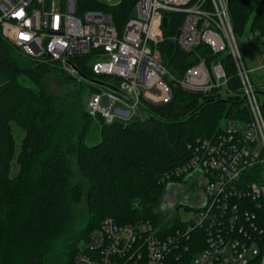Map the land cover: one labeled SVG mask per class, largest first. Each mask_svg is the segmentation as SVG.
<instances>
[{"label":"built area","instance_id":"obj_1","mask_svg":"<svg viewBox=\"0 0 264 264\" xmlns=\"http://www.w3.org/2000/svg\"><path fill=\"white\" fill-rule=\"evenodd\" d=\"M101 4L109 9L121 0ZM133 13L119 29L109 11L78 15L76 0H0V30L23 54L55 62L66 76L89 85L87 113L110 125L118 119L145 120L144 107L168 104L174 87L224 94L228 80L221 59L231 56L250 119L226 121L212 139H198L190 146V160L160 178L171 184L203 176L194 220L164 235L149 220L120 225L106 218L75 253L73 264H264V85L245 65L229 0H138ZM178 13L182 19L171 39L195 62L181 77L165 68L160 51L168 15ZM254 48L260 64L254 71L264 70V38ZM81 65L114 82L87 79ZM194 230H202L204 239L194 240Z\"/></svg>","mask_w":264,"mask_h":264},{"label":"trees","instance_id":"obj_2","mask_svg":"<svg viewBox=\"0 0 264 264\" xmlns=\"http://www.w3.org/2000/svg\"><path fill=\"white\" fill-rule=\"evenodd\" d=\"M76 1L79 13L82 1ZM137 1L121 0L106 10L119 29L134 14ZM229 9L235 36L247 33L258 45L264 38V1L229 0ZM181 19L180 13L168 15L160 45L165 68L177 77L195 64L193 55L171 39ZM221 60L228 80L224 94L174 87L168 104L144 107L145 120L118 119L110 125L99 117L100 140L90 145L85 134L95 118L84 107L82 114L77 108H61L45 89L21 83L27 79L36 85L39 76L53 69L66 79L68 75L55 62L23 54L0 30V264H73L75 253L105 218L120 225L149 220L164 235L183 228L186 224L176 215L156 210L169 185L160 178L190 160V146L200 138L212 139L223 130V122L250 119L233 59L227 55ZM79 69L87 79L108 77L95 76L84 65ZM12 123L25 131L19 144ZM121 160L134 167L125 172ZM83 195L88 217L81 221L76 205ZM260 215L264 220V213ZM203 234L194 230L190 235L202 240Z\"/></svg>","mask_w":264,"mask_h":264},{"label":"rangeland","instance_id":"obj_3","mask_svg":"<svg viewBox=\"0 0 264 264\" xmlns=\"http://www.w3.org/2000/svg\"><path fill=\"white\" fill-rule=\"evenodd\" d=\"M81 1L82 10L79 11L78 15L83 16L84 13L93 10H107L106 7L101 4V0ZM237 37L238 45L245 61V65H247L248 70L251 72V76L255 81H258L259 83L264 85V70L254 71V69L258 68L260 64L258 63V51L252 44V37L248 36L247 33L237 35ZM102 80L103 83H106L108 85L114 82V79L112 77H106ZM21 83L24 86L26 85L36 91L45 89L47 93L51 95L52 99L57 101V104L61 108L68 110L71 108H77L79 114L81 113L82 107H84L87 111L88 99L91 97V94L93 92L92 88H90L89 85L78 83L77 80L72 79L68 76L66 79L65 76L61 74V72H58L55 69H53L50 74L39 76V78H37L36 85L31 81H28L27 79L21 80ZM263 101L264 96L260 95V102L262 103ZM88 121H90V119H88ZM226 123V121L222 123V128L226 127ZM102 125L103 123L101 122V119L97 118L94 119L93 123L88 126L89 129L85 134V141L88 144L94 145L98 143L101 136V130L103 129ZM12 131H14L17 144H19L25 135V131L16 123H12ZM72 157L76 179H78V157L76 154L72 155ZM121 162L122 165L126 167L125 172H129L130 167H134L132 163L126 162L125 160H121ZM201 178H203V176L199 173L193 175L190 178L186 176L180 182H171V184H169L167 188H165L162 192L160 201L156 206V210L160 211L163 216L167 215V217H172V214H174L182 222L194 220L196 218L195 208L199 207L202 203L203 195L201 194ZM87 208V199L86 196L83 195L80 202L76 205V211L77 214H79V219L81 221L87 220Z\"/></svg>","mask_w":264,"mask_h":264},{"label":"water","instance_id":"obj_4","mask_svg":"<svg viewBox=\"0 0 264 264\" xmlns=\"http://www.w3.org/2000/svg\"><path fill=\"white\" fill-rule=\"evenodd\" d=\"M166 24H167V20L164 19V25L167 26ZM158 105H164V104L162 103V104H158Z\"/></svg>","mask_w":264,"mask_h":264}]
</instances>
